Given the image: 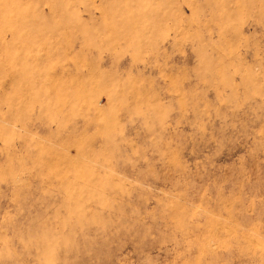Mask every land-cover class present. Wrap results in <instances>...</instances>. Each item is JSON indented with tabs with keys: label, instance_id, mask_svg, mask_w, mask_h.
Masks as SVG:
<instances>
[{
	"label": "rangeland",
	"instance_id": "1",
	"mask_svg": "<svg viewBox=\"0 0 264 264\" xmlns=\"http://www.w3.org/2000/svg\"><path fill=\"white\" fill-rule=\"evenodd\" d=\"M0 264H264V0H0Z\"/></svg>",
	"mask_w": 264,
	"mask_h": 264
}]
</instances>
